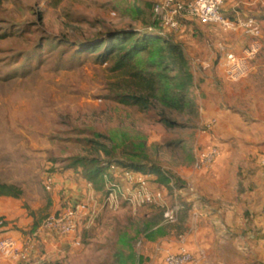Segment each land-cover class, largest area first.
<instances>
[{
    "label": "rangeland",
    "instance_id": "374dc122",
    "mask_svg": "<svg viewBox=\"0 0 264 264\" xmlns=\"http://www.w3.org/2000/svg\"><path fill=\"white\" fill-rule=\"evenodd\" d=\"M152 4L148 0H0V181L21 188L18 198H24V205L39 223L56 213H51L50 192L43 185L47 173L69 170L75 178L84 177V166L74 163L78 157L96 159L101 165L111 160L140 164L141 171L152 174L150 188L165 189L167 203L179 195L159 183L154 169L176 179V187L188 184L197 192L199 184L180 175L194 170L198 154L212 146L218 150L212 165L220 158L228 167L227 175H222L226 184L217 190L221 200L234 201L236 181L250 184L261 173L258 181L264 182V123L253 126V134L246 139L238 140L216 135V121L207 129L198 116L190 119L172 113L170 117L179 125L165 126L158 107L141 109L116 100L115 94L121 91L115 85L120 69L113 57H102L101 49L83 51L92 40L99 42L123 28L142 31L151 27L162 32V37L171 31L181 42L196 81L211 88L208 97L218 96L223 107L249 123L255 113L264 120V76L252 78L249 73L238 81L227 80L218 41L204 38L200 31L203 24L181 16L179 28L166 29L156 23ZM262 57L264 38L252 63ZM209 71L220 84L213 80L206 83ZM232 83L238 84V90L246 89L245 105H250L252 98L260 100L258 111L230 106L226 96ZM191 94L194 98L200 90ZM93 189L98 198L89 199L76 232L68 234L72 247L53 261L165 264V254L174 252L170 235L183 228L179 221L186 217L184 212H179L175 223L167 224L159 206L132 204L119 194L107 200L105 189L87 186L88 191ZM231 212L234 227L250 235L249 264H264V213L260 209L263 225L257 227L241 223L234 209Z\"/></svg>",
    "mask_w": 264,
    "mask_h": 264
},
{
    "label": "crops",
    "instance_id": "0c3cea01",
    "mask_svg": "<svg viewBox=\"0 0 264 264\" xmlns=\"http://www.w3.org/2000/svg\"><path fill=\"white\" fill-rule=\"evenodd\" d=\"M148 1L155 2L158 0ZM180 1L187 2L191 0ZM221 12L229 18H234L235 15L241 18L255 17L260 23L263 40L264 0H225ZM184 27L187 28L188 25H184ZM200 28L204 38L210 40L215 38L213 41L224 44L227 50L235 54L240 53L249 41V37L240 29L223 33L220 26L215 23L203 24ZM215 36L219 37L216 38ZM250 73L252 78L264 76V57L258 58V62L253 63V69ZM206 77L210 78L206 83L213 80L220 84L216 78L217 76L211 71L206 72ZM198 84L196 89L200 90V94L193 95L198 108L199 120L205 123L210 119H214L216 121L214 128L216 135L222 136L225 134L231 140L246 139L247 136L253 134V126L264 123L263 118L258 113L254 114L251 123L245 118L241 119L239 115L223 107L218 96L208 97L211 93L209 86ZM237 88L238 84L236 83L229 86L226 98L229 99L230 106L239 111H247L249 108H255L258 111L260 100L252 98L251 104L245 105L244 94L246 89L242 87L241 90H238L240 88ZM214 93L216 92L214 91ZM222 162L218 158L214 165H211L208 169L194 168L191 172H184L180 175L181 178H188L192 184L198 183L200 186L199 190L197 189V192H195V197L186 203L184 209L186 211L182 210L186 217L182 218L179 224L183 228L175 235L171 234L169 238L170 247L174 252H177L180 247H184L192 255V261L189 264H249L250 247L248 237L250 235L247 231L234 227L232 209L242 219L241 223L247 222L251 225H257V227H260V224L263 225V218L259 213L264 202V182L258 181L262 174L256 176L250 184L249 182H243V180L241 183L236 181L232 193L234 201L229 203L221 200L217 194V190L223 184H226V182L223 183L222 175L224 172L227 175L228 172V167L224 166ZM235 173L237 174V171ZM47 176L52 180V187L48 190L50 192L51 213L57 212L66 204L84 203L89 207V199L94 201L92 199L94 195L98 198L94 189L92 191L87 190V186H91V184L86 178H75L69 170L48 172ZM191 176L193 177L191 178ZM204 189L209 190L206 193ZM23 200L24 198L0 195V219L2 220L0 237L9 235L19 243L28 242L27 259L25 261H13L0 256V264H72V262L67 261H53V258L64 256L72 247L69 244V235L42 229L37 236L33 237V230L42 221L39 223V218L36 215H31ZM246 211L248 214H246ZM48 258L51 262L48 261Z\"/></svg>",
    "mask_w": 264,
    "mask_h": 264
},
{
    "label": "built area",
    "instance_id": "2783aa9c",
    "mask_svg": "<svg viewBox=\"0 0 264 264\" xmlns=\"http://www.w3.org/2000/svg\"><path fill=\"white\" fill-rule=\"evenodd\" d=\"M225 0H191L182 2L180 0H158L152 4V13L156 23L169 30L180 27L179 17L189 16L199 24H218L223 32H232L240 29L249 37L248 43L235 54L226 49L222 43H217V50L222 56L223 73L227 80L238 81L247 76L253 69V61L262 48V31L259 21L248 16L241 18L235 15L229 18L222 14L221 8ZM153 28H149L152 30ZM162 34V32H158ZM214 119L205 122L207 129L211 128ZM218 150L216 147H209L201 151L195 159V169H205L212 165ZM103 173L104 189L107 200L116 199L117 195L123 196L132 204L156 205L161 207L162 220L164 223L172 224L177 221L178 214L185 209L186 203L195 197L196 193L191 185L176 187L173 179H170L168 188H171L178 199L172 203L165 201V189L153 190L149 186L152 174L148 171H133L120 167L114 162L104 164ZM165 172V171H164ZM166 176H169L166 172ZM120 178V179H119ZM118 180H123L119 183ZM52 180L45 177L44 188L50 190ZM88 211L84 203L76 205L66 204L58 212L45 217L41 224L33 230V237L39 234L42 229L53 230L59 234H74L77 229V221L82 212ZM264 213V202L261 206ZM2 220L0 219V225ZM78 241L74 240V244ZM29 251V243H19L14 237L6 235L0 237V256L13 260L25 261ZM192 255L180 247L177 252H169L164 256L165 264H189Z\"/></svg>",
    "mask_w": 264,
    "mask_h": 264
},
{
    "label": "trees",
    "instance_id": "16d2710c",
    "mask_svg": "<svg viewBox=\"0 0 264 264\" xmlns=\"http://www.w3.org/2000/svg\"><path fill=\"white\" fill-rule=\"evenodd\" d=\"M111 33V32H110ZM113 33V32H112ZM102 37L99 42L92 40L83 51L103 50L102 57L111 56L115 59V67L120 75L115 85L121 89L115 95L121 103L137 106L141 109L159 108L160 121L168 127H176L179 122L170 114H183L197 118L198 108L191 91L198 87L192 74L182 44L171 31L166 37L155 30L144 28L142 31L132 28L120 29L116 34ZM178 147L184 148L183 144ZM106 155L110 152L100 144ZM116 165L133 171L143 168L136 162L111 160ZM86 169L84 178L99 191H104L103 173L105 166L95 160L87 161L83 157L75 159ZM159 183L169 186L172 176L156 168L153 171ZM176 185V179L173 180ZM105 193V191H104ZM22 190L15 184L0 181V195L18 198ZM162 215V210H161ZM114 264H136V262L116 261Z\"/></svg>",
    "mask_w": 264,
    "mask_h": 264
}]
</instances>
